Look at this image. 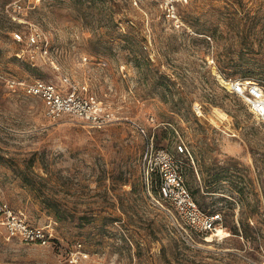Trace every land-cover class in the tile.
<instances>
[{
    "label": "rangeland",
    "instance_id": "374dc122",
    "mask_svg": "<svg viewBox=\"0 0 264 264\" xmlns=\"http://www.w3.org/2000/svg\"><path fill=\"white\" fill-rule=\"evenodd\" d=\"M182 15L177 29L158 0H0V204L50 235H11L0 210V264H264V122L219 76L264 80V0H191ZM34 26L51 46L32 62L13 31ZM64 75L116 119L49 118L6 81L67 88ZM158 149L219 231L162 197Z\"/></svg>",
    "mask_w": 264,
    "mask_h": 264
},
{
    "label": "built area",
    "instance_id": "2783aa9c",
    "mask_svg": "<svg viewBox=\"0 0 264 264\" xmlns=\"http://www.w3.org/2000/svg\"><path fill=\"white\" fill-rule=\"evenodd\" d=\"M163 8L165 18L171 26L180 29L185 26L182 8L191 0H158ZM13 37L16 41L27 43L30 51L31 61L37 58V52L48 56L50 52V40L45 31L39 27H31L27 33L15 30ZM88 56H84L86 60ZM9 85L15 87L20 85L26 93L37 95L44 100L45 114L49 118L57 119L64 115L74 116L91 126L101 127L116 119L115 112L106 109L94 93H88L87 86L72 82L69 76L64 75L63 81L68 84L63 88L58 84L42 78L32 81L7 78ZM231 92L241 96L246 101L250 111L264 122V80L251 78H237L231 81L229 86ZM195 110L203 113L201 106L195 105ZM179 150L184 146L179 144ZM155 164H159L163 171L160 193L162 197L170 199L175 208L186 218L189 227L199 233H216L222 225L223 216L221 212H206L203 210L191 192L184 184V178L174 166L175 160L165 149L155 152ZM154 169V166H152ZM0 210L5 216V223L11 235H19L27 241H39L48 243L49 234L42 226L30 225L25 218L16 214L7 204H0ZM81 247L82 243H78ZM81 255L85 256L84 253ZM81 255H77L81 257Z\"/></svg>",
    "mask_w": 264,
    "mask_h": 264
},
{
    "label": "bare ground",
    "instance_id": "6f19581e",
    "mask_svg": "<svg viewBox=\"0 0 264 264\" xmlns=\"http://www.w3.org/2000/svg\"><path fill=\"white\" fill-rule=\"evenodd\" d=\"M219 76H220L221 80L224 81L225 83H227V84L231 83L230 81H227L222 75L219 74Z\"/></svg>",
    "mask_w": 264,
    "mask_h": 264
}]
</instances>
